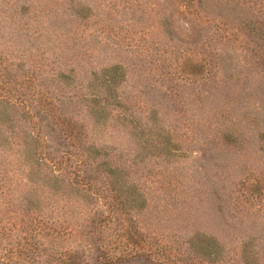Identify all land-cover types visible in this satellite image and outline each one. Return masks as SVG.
<instances>
[{"label": "rangeland", "instance_id": "374dc122", "mask_svg": "<svg viewBox=\"0 0 264 264\" xmlns=\"http://www.w3.org/2000/svg\"><path fill=\"white\" fill-rule=\"evenodd\" d=\"M194 13L0 0V264H264V65L226 54L203 82L218 31ZM79 133L117 198L88 197Z\"/></svg>", "mask_w": 264, "mask_h": 264}, {"label": "trees", "instance_id": "16d2710c", "mask_svg": "<svg viewBox=\"0 0 264 264\" xmlns=\"http://www.w3.org/2000/svg\"><path fill=\"white\" fill-rule=\"evenodd\" d=\"M177 4L184 8V12L201 15L204 17L205 22L212 24L218 31L217 34L210 37L206 45V48L211 46L214 50L213 54L208 51L204 44L205 40L200 42L204 55L197 61L200 66L202 73V81L208 80L207 72L220 71L223 65L219 64V57L231 56L233 53L244 52L245 54H252L257 56L264 65V5L258 4L260 0H176ZM187 24V22H185ZM209 35V34H208ZM213 60L208 59L206 56H214ZM205 72V73H204ZM204 95L212 97L211 93L207 90L203 92ZM118 113V111H115ZM210 123V121H209ZM208 123V124H209ZM227 122L220 119L213 120L209 126L211 138H217L218 140H224L223 136L226 137L229 132L226 128ZM229 135V134H228ZM78 136V137H76ZM72 135L68 137L67 144H70L74 148L73 154H75V161L72 162V167H79L80 164L84 163L87 170L95 168L97 174H88L85 180H89L86 184L87 190H89V198H117L115 195L117 190L111 187V180L105 175L104 169L102 168L105 164L104 159H98V153L95 155L97 150L95 144L96 140L91 139L88 134L83 136L79 133L78 135ZM36 142L35 139H31ZM47 141L42 140L40 143L47 144ZM50 146V144H48ZM41 146V145H40ZM63 148V147H62ZM59 153H63L59 150ZM93 156V157H92ZM46 160V158H44ZM42 159L40 158V161ZM48 162L57 164V160L47 158ZM95 171V170H94ZM96 171V172H97ZM102 183L106 186H102ZM91 196V197H90ZM113 207V205H111ZM91 226L95 225V221L91 220ZM130 253V252H129ZM127 253V254H129ZM134 253V252H133ZM107 260H120L123 258V253L110 252L104 254Z\"/></svg>", "mask_w": 264, "mask_h": 264}]
</instances>
